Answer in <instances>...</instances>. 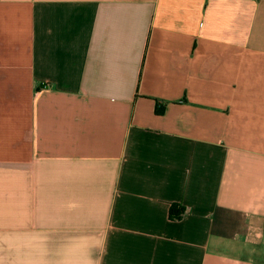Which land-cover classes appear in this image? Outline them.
Listing matches in <instances>:
<instances>
[{"label": "crops", "instance_id": "crops-1", "mask_svg": "<svg viewBox=\"0 0 264 264\" xmlns=\"http://www.w3.org/2000/svg\"><path fill=\"white\" fill-rule=\"evenodd\" d=\"M0 264H264V0H0Z\"/></svg>", "mask_w": 264, "mask_h": 264}, {"label": "trees", "instance_id": "trees-1", "mask_svg": "<svg viewBox=\"0 0 264 264\" xmlns=\"http://www.w3.org/2000/svg\"><path fill=\"white\" fill-rule=\"evenodd\" d=\"M184 207L179 204L173 203L170 208V216L172 219L180 218L182 213L184 212Z\"/></svg>", "mask_w": 264, "mask_h": 264}]
</instances>
